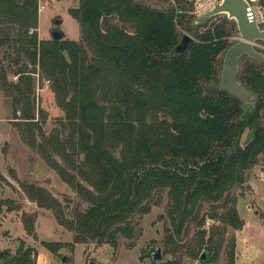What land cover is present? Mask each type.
Segmentation results:
<instances>
[{"label":"trees","instance_id":"1","mask_svg":"<svg viewBox=\"0 0 264 264\" xmlns=\"http://www.w3.org/2000/svg\"><path fill=\"white\" fill-rule=\"evenodd\" d=\"M80 1L70 12L81 24V40L41 41L38 0H0V46L14 49L16 64L26 60L11 70L17 76L11 81L0 58V89L23 142L81 201L68 214L48 190L23 183L25 192L73 233L68 246L117 248L118 234L134 237L136 216L159 205L168 189L171 227L164 229L163 253L171 258L159 264H184L185 255L197 260L203 253L208 262L218 259L228 227H244L233 190L261 157L264 167V63L253 59L240 71L242 84L259 94L256 110L242 119L241 102L217 89L216 60L229 48L226 40L211 42L209 35L166 61L159 45L174 41L169 15L131 0ZM113 15L127 17L133 31L112 24ZM36 75L48 78L65 112L49 135L36 109ZM246 128L251 138L241 145ZM6 182L0 172V185ZM2 204L19 208L12 199ZM36 218L23 213L28 234ZM236 244L232 238L225 247L231 263ZM33 254L23 242L13 255L1 251L0 264H34Z\"/></svg>","mask_w":264,"mask_h":264},{"label":"rangeland","instance_id":"2","mask_svg":"<svg viewBox=\"0 0 264 264\" xmlns=\"http://www.w3.org/2000/svg\"><path fill=\"white\" fill-rule=\"evenodd\" d=\"M221 0H131L133 4L144 5L154 12H160L165 17H170L174 31V41L170 46L160 47V54L167 61L171 59L174 47L180 43L183 34L190 35L194 43H204L210 35L215 41L220 39L228 42V47L240 40L237 24L226 15L220 14L210 18L207 22L193 26L194 19L212 8ZM80 0H38V33L41 41L52 40L51 28L54 20L61 18V28L65 32L66 40H81V24L72 15L70 10L80 6ZM257 10L264 11L260 0L252 3ZM112 24L128 26L131 24L127 17L113 15L110 17ZM264 28V23L261 24ZM258 51L264 53V42L255 43ZM227 49L216 60L219 77ZM0 58L9 69V79L16 81L17 76L11 71L16 70L26 60L15 63L16 52L8 44L0 46ZM253 61L243 55L240 60V71L244 66ZM32 66V65H29ZM215 82H213L214 84ZM212 84V83H209ZM208 84V85H209ZM52 84L48 78L36 75L35 102L37 111H41V125L43 131L49 135L60 128L59 123L65 118V112L59 107ZM206 88V87H205ZM207 89H205L206 91ZM264 116V109L261 111ZM39 116V114H38ZM37 116V117H38ZM264 121V118L262 117ZM12 105L5 92L0 89V172L6 177L5 185H0V200L12 199L19 208L9 210L7 204L0 207V252L8 250L11 255L23 242L44 259L46 264H159L171 258L164 255L165 227H171L167 212L169 209L168 189L163 195L159 205H154L151 211L144 216H136V233L132 238L118 234V247L109 244L98 246L96 243H75L73 247L68 243L73 242V233L58 224L52 209L39 207L27 195L23 183L36 185L51 192L67 206L68 214L71 213L79 202V198L65 182L30 146L21 138L18 126L14 122ZM250 123L248 119L247 124ZM251 138V132L246 128L241 135V145H245ZM264 167L263 157L251 170L247 171L246 183L235 187L234 193L238 194V210L244 220L242 230L228 227L225 246L219 258L203 263L201 259L184 257V264H264ZM67 198L70 201H67ZM81 201V200H80ZM84 206H87L85 203ZM24 212L37 214L35 232L28 234L22 220ZM209 221V220H208ZM210 224H207L209 228ZM193 234V232H192ZM236 239V260L230 262L226 255L225 247L228 242ZM47 243L54 244L48 247ZM59 244V245H58ZM63 245V246H62ZM158 248L162 249L163 260L153 261V254ZM63 258L65 260L63 261ZM34 262V264H36Z\"/></svg>","mask_w":264,"mask_h":264},{"label":"water","instance_id":"3","mask_svg":"<svg viewBox=\"0 0 264 264\" xmlns=\"http://www.w3.org/2000/svg\"><path fill=\"white\" fill-rule=\"evenodd\" d=\"M255 1L257 0H221L212 8L197 16L193 21V26H197L207 22L214 16L224 14L228 19L236 22L240 40L230 46L225 53L217 89L227 91L241 102L243 109L242 119H245L248 112L256 110L259 94L244 86L240 81L239 60L243 55H246L251 59L264 63V53L258 51L255 47L257 41L261 40L264 42V28L258 22L256 15L253 19H250L248 15L252 11V3ZM61 23V18L54 20V26L51 28V34L54 39L59 40L65 37V32L60 26ZM192 43H194V39L190 35L183 34L180 43L174 47L171 56L174 57L188 51ZM64 260L65 258H63ZM161 260H163L162 249L158 248L153 254V261ZM201 261L203 263L208 262V253L202 254ZM90 264H96V262H91Z\"/></svg>","mask_w":264,"mask_h":264},{"label":"built area","instance_id":"4","mask_svg":"<svg viewBox=\"0 0 264 264\" xmlns=\"http://www.w3.org/2000/svg\"><path fill=\"white\" fill-rule=\"evenodd\" d=\"M252 8H253L252 11L249 12V14H248L249 17H250V19H253L254 16L256 15L257 20L260 23V25L263 24L264 23V11L257 10L253 4H252ZM263 178H264V175H263ZM32 257H33V259H35V255L34 254H33ZM35 263L36 264H46L45 261H44V259H41L40 256L37 257Z\"/></svg>","mask_w":264,"mask_h":264}]
</instances>
